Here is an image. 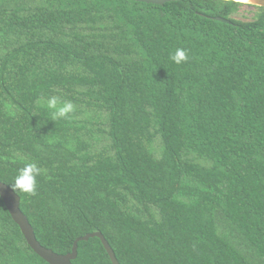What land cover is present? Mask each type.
Here are the masks:
<instances>
[{"label": "trees", "instance_id": "16d2710c", "mask_svg": "<svg viewBox=\"0 0 264 264\" xmlns=\"http://www.w3.org/2000/svg\"><path fill=\"white\" fill-rule=\"evenodd\" d=\"M243 4L0 0V182L39 168L15 193L41 245L100 231L119 264H264V7ZM0 264H49L1 197ZM72 264L112 262L91 237Z\"/></svg>", "mask_w": 264, "mask_h": 264}, {"label": "water", "instance_id": "95a60500", "mask_svg": "<svg viewBox=\"0 0 264 264\" xmlns=\"http://www.w3.org/2000/svg\"><path fill=\"white\" fill-rule=\"evenodd\" d=\"M139 2L152 3L162 5L166 1L170 0H135ZM236 1V0H235ZM240 2V1H239ZM246 3L256 6L264 7V0H248ZM217 20L223 22H230L227 18L216 17ZM0 197L2 198L6 209L8 210L12 220L19 226L22 235L25 238L26 243L29 247L42 259H44L49 264H72V260L75 259L77 255V243L79 241L88 240L91 237H98L101 240L112 264H119L115 257V254L102 235L100 231L90 232L83 236L77 237L72 245L71 251L64 254H59L54 252L50 248H46L39 243L36 239L34 230L29 223L27 217L22 213L19 208L20 197L12 191V189L3 182H0Z\"/></svg>", "mask_w": 264, "mask_h": 264}, {"label": "clouds", "instance_id": "9594fccd", "mask_svg": "<svg viewBox=\"0 0 264 264\" xmlns=\"http://www.w3.org/2000/svg\"><path fill=\"white\" fill-rule=\"evenodd\" d=\"M171 59L180 64L188 59L186 50L177 48ZM46 109L51 111L53 119H71V114L75 111V106L68 101L61 100L59 95L48 96L45 102ZM40 174L36 164L28 162L18 169L17 175L9 185L12 191L23 192L34 195L37 191V176Z\"/></svg>", "mask_w": 264, "mask_h": 264}, {"label": "rangeland", "instance_id": "374dc122", "mask_svg": "<svg viewBox=\"0 0 264 264\" xmlns=\"http://www.w3.org/2000/svg\"><path fill=\"white\" fill-rule=\"evenodd\" d=\"M243 5L240 6L239 10L232 15L233 18L243 21H248L253 19L254 14L258 11L257 8H254L253 6L245 5L248 4L246 2Z\"/></svg>", "mask_w": 264, "mask_h": 264}, {"label": "bare ground", "instance_id": "6f19581e", "mask_svg": "<svg viewBox=\"0 0 264 264\" xmlns=\"http://www.w3.org/2000/svg\"><path fill=\"white\" fill-rule=\"evenodd\" d=\"M236 1H240V2H246V1H248V0H236Z\"/></svg>", "mask_w": 264, "mask_h": 264}]
</instances>
